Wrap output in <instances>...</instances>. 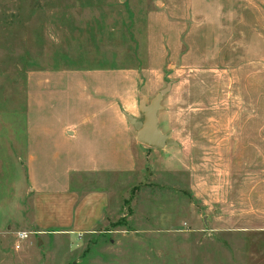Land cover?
<instances>
[{"label": "rangeland", "instance_id": "rangeland-1", "mask_svg": "<svg viewBox=\"0 0 264 264\" xmlns=\"http://www.w3.org/2000/svg\"><path fill=\"white\" fill-rule=\"evenodd\" d=\"M223 15L232 21L226 33ZM254 27L264 35V0H0V112L17 124L16 132L0 128V264H264V232L221 226L260 210L254 201L264 197V153L241 143L237 153L233 130L211 124L253 120L254 105L264 109ZM56 65L131 68L147 102L171 84L159 117L178 145L137 141L133 170L72 179L79 196H110L88 233L38 232L29 224L33 206L15 145L24 74ZM18 230L30 233L17 249Z\"/></svg>", "mask_w": 264, "mask_h": 264}, {"label": "crops", "instance_id": "crops-1", "mask_svg": "<svg viewBox=\"0 0 264 264\" xmlns=\"http://www.w3.org/2000/svg\"><path fill=\"white\" fill-rule=\"evenodd\" d=\"M258 16L255 15L254 20L261 26L262 20ZM219 20L223 33H226L224 25L232 21L225 15ZM263 36L262 27L255 28L253 62L259 65L255 66V70L260 71L259 80L264 64ZM229 46V42H223L222 47ZM131 70L133 69L113 66L70 68L56 65L49 68H29L25 71L24 111L15 145L17 160L21 161L18 165L22 168V175H26L23 177V189L27 191L33 206V217L29 222L31 228L38 232H61L67 235L73 232L88 233L103 220L110 198L108 192L90 190L79 196L71 183L80 174L126 172L135 168L136 131L127 116L136 118V111L141 113L140 100L147 97L137 91V78ZM254 75L256 79V71ZM168 84L166 94L171 89V84ZM256 92L261 101L264 95L262 88ZM164 96L157 111L162 132L159 111L164 108ZM253 111V120L236 119L226 124L217 120L211 124L233 130L235 136L232 141L238 142L237 153L242 145L250 147L254 144L258 146V152H255L262 158L264 109H258L254 105ZM6 116H9L8 113L0 112V128L4 125L16 132L17 124L12 121L10 126V123L4 121ZM10 117L17 120L13 113ZM196 126V123H190L192 133ZM164 133L173 138L171 132ZM173 139L176 142L173 146L178 145L179 142ZM191 176L194 181L193 172ZM194 189L196 197H201L198 187L192 190ZM258 195L259 193L256 194ZM227 196L221 198L223 203L230 201L228 191ZM216 197L217 200L218 193ZM254 205H258L260 210L252 212V217L240 216L233 222L226 219L221 226L227 230L263 233L264 197L255 198ZM226 222L227 225H224Z\"/></svg>", "mask_w": 264, "mask_h": 264}, {"label": "water", "instance_id": "water-1", "mask_svg": "<svg viewBox=\"0 0 264 264\" xmlns=\"http://www.w3.org/2000/svg\"><path fill=\"white\" fill-rule=\"evenodd\" d=\"M168 89L169 85L160 89L149 102L146 98L140 100L141 119H136L131 115L127 116L136 131V140L149 147L163 148L176 144L169 134L162 132L158 124L157 111L160 109V101Z\"/></svg>", "mask_w": 264, "mask_h": 264}, {"label": "built area", "instance_id": "built-area-1", "mask_svg": "<svg viewBox=\"0 0 264 264\" xmlns=\"http://www.w3.org/2000/svg\"><path fill=\"white\" fill-rule=\"evenodd\" d=\"M29 233L28 231H25V230H18L17 233H16V237H17V243L15 244V247L18 249L20 248V244L21 242H23L24 240H26L29 236Z\"/></svg>", "mask_w": 264, "mask_h": 264}]
</instances>
